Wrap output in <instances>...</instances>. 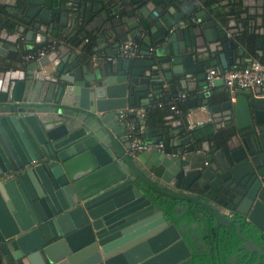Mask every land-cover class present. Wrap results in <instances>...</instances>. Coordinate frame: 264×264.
Masks as SVG:
<instances>
[{
	"label": "water",
	"instance_id": "obj_1",
	"mask_svg": "<svg viewBox=\"0 0 264 264\" xmlns=\"http://www.w3.org/2000/svg\"><path fill=\"white\" fill-rule=\"evenodd\" d=\"M16 2L0 0V264H190L144 187L153 198L200 205L216 224L231 223L217 205L226 207L264 236V73L253 95L219 78L216 97L204 90L205 67L237 66L243 51L234 54V39L247 48L241 24L249 32L264 24V0H226L227 8L221 0H121L89 35L76 15L52 8L58 0ZM126 40L138 44L137 56L120 54ZM263 41L254 40L258 58ZM42 44L49 49L38 57ZM18 46L36 48L25 68ZM164 86L173 96L201 88L186 106L206 100L215 133L196 144L163 123L142 134L163 148L131 155L118 113L158 99ZM235 229L238 247L264 255Z\"/></svg>",
	"mask_w": 264,
	"mask_h": 264
},
{
	"label": "crops",
	"instance_id": "obj_2",
	"mask_svg": "<svg viewBox=\"0 0 264 264\" xmlns=\"http://www.w3.org/2000/svg\"><path fill=\"white\" fill-rule=\"evenodd\" d=\"M58 1H60L61 5L53 3L52 8H54L55 10L64 11L67 15L66 17H68V18H73L74 17L73 15H76V20L82 22V25L80 26V30H85V32H88V35H89V32L92 29L94 31H96L99 29V27L101 25L103 26L104 23L106 22V20H107L106 9L107 8L109 9V7L111 5H114L121 0H58ZM221 1L223 2V5H222L223 7L231 6V3H229V2L225 3L226 0H221ZM18 2H20V0L19 1L17 0L16 3H18ZM197 9L198 8H196L194 11H196ZM102 17L104 20L102 22H100L101 23L100 24L99 21L102 19ZM192 19H194V17H190L187 21H188L189 25L194 26L196 23H193L191 21ZM236 21L238 22L237 19H236ZM241 27L243 29L242 34L248 35V38H249L248 46H247V48L243 49V47H242L243 43H242L241 37L240 36L235 37L234 42L236 45H234V49L232 51L235 54L237 47H241L243 52L238 57L236 56L237 60H238L236 67L231 68L230 66H228L224 70L242 68L245 65L249 64L248 60L250 57H252L251 62L257 61L260 63L261 57L258 58V56L253 54V51L255 50V45H254L255 38L262 37L264 39V24H263V22L261 25L252 26L253 32H249L251 26H248L245 23H242ZM257 30H261V32L263 30L262 35H260V33L255 34L256 33L255 31H257ZM79 41H82V39H79ZM124 42H129L131 44L130 46H134L133 52L129 53V51H128V54L126 56H128V55L129 56L130 55L131 56H137L136 51H137L138 44H135L132 41H128V40H126ZM124 42H122V43H124ZM107 43H108V45H110L112 43V41L108 40ZM260 47H261L260 51L264 52V41L261 42ZM35 49L36 48H34L33 50H35ZM48 49H49L48 46L42 44V45H39L36 50H45V52H47ZM33 50H27V51L23 52L21 50V48L18 46V48L16 49V51L14 53V56L19 61L21 68H25V66L31 62L30 59H28V60L24 59V55L27 53H32ZM118 50L120 52V46H119ZM102 51L103 50H101V52ZM219 52L220 51H218L217 53H219ZM2 54L4 56L5 55H13V52L11 50H8V49L5 50L4 49V50H2ZM4 60H7V59H5V57H4ZM209 68H212V67H210V66L205 67L204 72L206 71V69H209ZM213 69H215V68H213ZM262 73H264V70L262 71ZM191 77H192V75H190L188 78H191ZM258 86H255V87H252L249 89H245V90H248L250 92V94L253 95ZM220 87L221 86H216V87H211V88L205 87L204 90L208 89L211 92V94L214 97H216V95L219 94L218 92H219ZM224 88L228 89L227 87H224ZM201 91H202L201 88H196V90L194 92H191V91H188L185 89H177L176 94L173 96L172 93L168 90V88L166 86H164L163 90H162L163 94L161 96H159L158 99H153L152 101L148 102L147 104L154 103V102H162L163 105L160 107V109L164 108L165 113L162 116H160V118L156 117L158 115L149 114L148 122L150 124H146L144 122V120H143L144 116L138 117L137 115H134V114L129 115L127 117V119H129L130 122L134 121V123L137 125V127H136V125H134V123L132 122L133 126L136 127V129L134 128L132 132L134 134H136L140 140L145 141L144 138L142 137V134L145 132L146 128L158 127L163 123H167L169 126L170 125L173 126L174 131L180 129V131L178 133V137H181V136L189 133L190 137H191L190 140L192 141V143L197 144V143H200L204 140H207L210 135L215 133V127H214V124L212 123L211 114L203 106V104H205L206 100L202 101L201 106H195V107H191V108H188L186 106V103L191 99L192 94L198 93ZM181 93L185 94V98L183 101L176 102V107H177V104L182 103L185 105V109L183 110V109L177 107L179 111L174 112L168 108L166 102L174 99L178 94H181ZM260 95H264V83L260 87ZM146 105L139 106V107H145ZM132 107H138V106H132ZM148 111H150V109ZM148 111H146V109H145L144 115ZM170 116H172V117L170 118ZM156 118H158L159 120H157ZM187 118H189L192 121H201L202 123L200 125H196L192 128H186L185 122H186ZM120 121L124 124V122L122 120H120ZM126 133H129L128 129H126ZM195 156H196L197 163L198 162L200 163L201 161H203L204 153L203 152H197Z\"/></svg>",
	"mask_w": 264,
	"mask_h": 264
},
{
	"label": "flooded vegetation",
	"instance_id": "obj_3",
	"mask_svg": "<svg viewBox=\"0 0 264 264\" xmlns=\"http://www.w3.org/2000/svg\"><path fill=\"white\" fill-rule=\"evenodd\" d=\"M191 21L196 23L195 18ZM245 37L248 42V35ZM260 57L263 71L264 57ZM144 190L145 194L158 204L163 214L176 226L178 237L186 248L190 264H264V255H258L253 250L252 244L246 243L250 252L238 247L242 244V240L236 234L235 225L239 226L242 236L258 243L264 251V236L243 216L217 205L220 212L227 220H231V223L228 225L216 224L214 217L196 203L185 199H173L157 193V197L153 198L150 196L154 193L151 189L144 187ZM195 190L199 198L205 199L200 196L203 189L195 188Z\"/></svg>",
	"mask_w": 264,
	"mask_h": 264
},
{
	"label": "built area",
	"instance_id": "obj_4",
	"mask_svg": "<svg viewBox=\"0 0 264 264\" xmlns=\"http://www.w3.org/2000/svg\"><path fill=\"white\" fill-rule=\"evenodd\" d=\"M129 42H124L120 45V53L123 56H126L128 54V48L130 47ZM45 50H37V56L42 57L45 55ZM33 54L27 53L24 55V59H32ZM219 78L221 80V84L224 87H227L228 89H234V88H240V89H249L255 86H258L262 83V67L261 64L257 61H252L249 64L245 65L242 68L239 69H229L224 70L222 72H218L217 70L213 68H209L205 71V87L211 88L213 87L212 81L214 79ZM185 98V94L181 93L178 94L174 99L167 101L166 104L168 108L174 112H178V108L176 107V102L183 101ZM163 104L162 102H154L149 103L145 107H126L125 109H122L118 113V119L122 120L124 122V125L126 129H128V137H129V148L128 153L131 155H134L138 152L149 150V149H155V150H161L163 148V144L161 141H155V142H148V141H142L138 138L136 134H134L132 131L134 129L133 123L127 119L129 115H137L138 117H143L145 113V109L147 108H156L161 107ZM201 121H192L189 118H187L185 122L186 128H192L196 125H200Z\"/></svg>",
	"mask_w": 264,
	"mask_h": 264
},
{
	"label": "trees",
	"instance_id": "obj_5",
	"mask_svg": "<svg viewBox=\"0 0 264 264\" xmlns=\"http://www.w3.org/2000/svg\"><path fill=\"white\" fill-rule=\"evenodd\" d=\"M177 107L178 108H181V109H185V105L184 104H182V103H179V104H177ZM150 109V111H148ZM168 109V108H167ZM152 110V111H151ZM146 111H148V112H146V114L144 115V117H143V120H144V122L146 123V124H150L149 122H148V119H149V114H151V115H153V114H155V115H158V116H156V117H158V118H160V116H162L164 113H165V111H164V108L162 109H160V107H157V108H147L146 109ZM158 118H156L157 120H159ZM133 123H134V121H132ZM134 125H136L135 123H134ZM136 127H137V125H136ZM136 127H134L135 129H136Z\"/></svg>",
	"mask_w": 264,
	"mask_h": 264
}]
</instances>
